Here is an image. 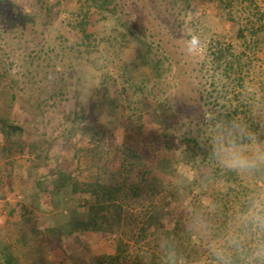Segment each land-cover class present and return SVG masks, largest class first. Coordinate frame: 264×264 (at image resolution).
Listing matches in <instances>:
<instances>
[{
	"label": "trees",
	"instance_id": "16d2710c",
	"mask_svg": "<svg viewBox=\"0 0 264 264\" xmlns=\"http://www.w3.org/2000/svg\"><path fill=\"white\" fill-rule=\"evenodd\" d=\"M166 1L175 9L178 0ZM211 1L215 3V13L231 24L237 37L236 41H228L225 34L217 33L209 39L206 52L199 62L202 83L197 109L186 104L184 100L175 102L164 96L171 87L181 90L187 84L180 75L175 76V84H168L167 79L172 71L171 63L157 50L158 44L145 27L133 25L130 20H126L118 0H81L79 6H72L73 8L68 7L69 0H37L34 3L35 14L20 6L12 8L24 19H14L11 22L7 17L6 8L0 9V42L6 45L9 31L24 33L28 22L35 24V17L41 20L43 32L53 25L61 7H66L70 12L61 26L72 27L76 36V39L72 40L75 42L67 43L69 37L65 34L63 38L58 39L56 46L49 48L48 53L54 54V59L60 63V69L53 70L47 76L50 82L46 89H38V85L35 86L41 96L49 93L37 101L38 106L41 103L53 106L56 104V98L60 96L59 98L66 102L67 109H70L67 117L73 115L69 114L70 98L66 96L70 88V78L74 77L78 81L87 78V74L91 73V89H94L92 93L100 95L98 92H104L101 94L102 106L108 114L111 113L108 116L112 125L116 126L122 118L121 110L126 105L129 108L135 107L134 112L140 113L131 119L125 129L121 145L116 146L115 158L112 157L111 161L107 162L116 160L117 168L104 172L108 168L105 163L104 173L99 172L91 182L76 180L68 171L61 173L54 190L59 195L63 194V208L75 206L72 215L61 220L57 218L59 220L45 230H40V227L35 225L30 230H25L24 226L18 227L19 237L15 242L0 241V264H42L48 257L50 248L62 247L65 240L70 241L86 232L110 237L114 235L116 254L101 255L97 259L110 257L113 264H125L130 259L126 255L127 246L117 233L122 228L126 208L147 201H150L152 206L151 212L148 210L144 219V225L148 230L153 227V242L155 243L157 231L163 226L161 218L167 215L171 220L170 228L174 230L178 242L185 250H189L184 236L182 203L215 198L227 206L238 198L241 186L234 177L219 179L217 190L214 186L210 188L208 184L204 187L203 178L200 176L194 183L183 188V195L173 184L178 168H188L194 172H200L201 165H210L211 170L214 168L206 159L205 150L192 135L202 119L201 106L222 114L240 116L247 114L249 104H255L264 110V70L258 71L259 66L256 64H264V0ZM101 21L105 29L94 30V25ZM8 23L10 26H7ZM107 28H110L112 34L104 37L103 31ZM111 41L121 44L132 42L136 49L134 59L122 61L121 88L117 87L115 91H109L107 84V87L102 86L106 65L114 64L107 46ZM52 63L55 67L53 60ZM55 75H58V80H52ZM96 80L100 84L99 87ZM15 84L16 80L14 86L10 85L13 88V98L16 96ZM34 88L33 91H36ZM78 95L76 91L75 100ZM52 100L54 103L50 102ZM143 114L149 115L148 119H145ZM89 117L91 122H94L92 113ZM150 124L157 126V129L149 127ZM181 129L184 130L180 132ZM24 134L25 129L20 124L0 114V161L5 159L6 163L10 164L9 159L20 154L35 155L39 151L42 152L40 140L22 143L21 137ZM105 138V134L97 138L100 140L99 144L91 147V167H100V162L104 160V157H101L103 145L100 143ZM175 150L179 156L173 154ZM0 183L3 193L2 174ZM46 192L47 188L45 189L43 183L37 182L36 191L31 192L29 196L37 198ZM3 196L5 197L4 193ZM81 200L83 203L79 202ZM24 209L27 216L31 210L26 207ZM58 214L53 213L51 218L58 217Z\"/></svg>",
	"mask_w": 264,
	"mask_h": 264
},
{
	"label": "rangeland",
	"instance_id": "374dc122",
	"mask_svg": "<svg viewBox=\"0 0 264 264\" xmlns=\"http://www.w3.org/2000/svg\"><path fill=\"white\" fill-rule=\"evenodd\" d=\"M36 2L37 0H0V9L6 8L7 17L11 22L14 19H24L12 8L20 6L24 10L28 9L29 13L35 14ZM80 3L81 0H69L68 7H76ZM118 3L125 13L126 20H130L133 25L145 27L158 44L157 50L171 63L172 71L167 79L168 84L170 86L175 84L177 75L184 78L187 84L181 90L171 87L164 96L175 102L184 100L186 104L193 105L197 109L202 83L199 62L206 52L209 39L213 34L223 33L226 35V40L236 41V30L215 13V3L211 0H178L175 9H172L166 0H118ZM69 13L66 7H61L53 25L43 32L41 20L35 17V24L28 22L23 34L9 31L6 42L8 44L0 42V114L9 117L25 129V134L21 137L22 143L37 139L42 144V152L39 151L35 155L20 154L9 159L10 164H7L5 159L0 161V174L4 178L3 193L5 194L4 197L0 188V241L15 242L19 237L18 227L24 226L25 230H30L35 225L39 226L40 230H45L55 221L71 216L75 206L63 208L61 200L64 196L54 190L60 174L68 171L76 180L91 182L99 172L104 171L106 164L108 168L104 172L117 168L116 160L107 162L111 161L110 158H115L116 146L121 145L125 129L131 119L140 114L134 112L135 107L129 108L126 105L121 110L122 118L116 126L112 125L108 116L111 113L108 114L102 106L101 94L104 92H98L100 95L92 93L94 89H91V73L87 74V78L78 81L74 77L70 78V88L66 96L70 98L69 114L73 113V115L67 117L70 109H67L66 102L61 100L60 96L56 98V104L53 106L45 103L37 105L38 100L49 94L41 96L37 90L46 89V85L50 82L47 76L53 70L60 69V63L54 59V54L48 53L49 48L56 46L58 39L63 38L65 34L69 37L67 43L75 42L72 40V38L76 39L72 27L61 26L62 21L69 17ZM7 26H10V23ZM97 28L105 29L102 21L94 25L93 29L97 30ZM110 34H112L110 28L103 31L104 37ZM190 34L198 35L203 43L202 51L198 56H191L185 51V42L190 38ZM107 46L114 64L106 65L102 86L107 84L109 91H115L117 87L121 88L122 61L134 59L136 49L132 42L121 44L111 41ZM52 60L56 64L55 67L52 65ZM256 64L259 66L258 71L264 70V64L258 62ZM14 80L17 81L15 98L11 95L13 88L10 86H14ZM52 80H58V75H55L54 79L52 77ZM98 80L96 85L99 87ZM33 88L37 92L33 91ZM76 91L79 95L75 100ZM123 93L125 94V91ZM90 113L94 116V122H91ZM143 115L148 119L149 115ZM149 127L157 129L153 124ZM182 130L184 129L180 132ZM104 134L106 138L100 143L103 145L104 151L101 157H104V160L100 162V167H91V147L99 144L100 140L97 138H101ZM1 144L0 136V147ZM173 154L179 156L176 150ZM210 170V165L200 166L203 186L206 187L208 184L212 188L213 184L205 178ZM37 182L43 183L47 192L41 197L32 198L29 194L36 191ZM79 202L83 203L82 200ZM158 202L159 200L154 203ZM150 206H152L151 202L147 201L126 208L122 228L117 233L127 246L126 255L130 259L125 264H144L141 255L146 251L153 254L156 252L152 234L154 229L152 227L148 230L144 225L148 210L151 212ZM24 207L31 210L27 216ZM47 210L49 213L46 212ZM11 211L14 212L10 213ZM53 213L60 214L51 218ZM114 238V235L110 237L86 232L70 241L65 240L62 247L50 248L49 255L42 264H113L110 257L102 260L97 257L116 254ZM149 242L151 244H148ZM114 264L120 263L114 262Z\"/></svg>",
	"mask_w": 264,
	"mask_h": 264
},
{
	"label": "clouds",
	"instance_id": "9594fccd",
	"mask_svg": "<svg viewBox=\"0 0 264 264\" xmlns=\"http://www.w3.org/2000/svg\"><path fill=\"white\" fill-rule=\"evenodd\" d=\"M203 43L190 34L185 51L198 56ZM200 125L193 136L214 168L205 178L219 190V179L240 182L238 198L227 206L219 199L182 203L187 249L170 228L167 215L155 235L156 252H144V264H264V110L249 104L245 116L219 113L201 106ZM201 176L178 168L174 186L183 188Z\"/></svg>",
	"mask_w": 264,
	"mask_h": 264
}]
</instances>
